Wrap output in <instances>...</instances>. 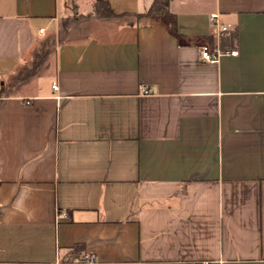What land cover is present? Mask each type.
<instances>
[{"label":"crops","instance_id":"obj_1","mask_svg":"<svg viewBox=\"0 0 264 264\" xmlns=\"http://www.w3.org/2000/svg\"><path fill=\"white\" fill-rule=\"evenodd\" d=\"M107 1L0 0V264H264V0Z\"/></svg>","mask_w":264,"mask_h":264},{"label":"trees","instance_id":"obj_2","mask_svg":"<svg viewBox=\"0 0 264 264\" xmlns=\"http://www.w3.org/2000/svg\"><path fill=\"white\" fill-rule=\"evenodd\" d=\"M170 2L171 0H153L151 6L146 11L135 15L137 18L159 16L169 24L171 29H174L176 25V17L170 11ZM92 16L98 18H113L117 17V14L113 11L107 0H93ZM237 38L238 32L236 30L222 35L221 47L223 51L233 47L237 42ZM63 251H65L62 259L63 261L84 260L87 256L85 246L83 244H75Z\"/></svg>","mask_w":264,"mask_h":264},{"label":"built area","instance_id":"obj_3","mask_svg":"<svg viewBox=\"0 0 264 264\" xmlns=\"http://www.w3.org/2000/svg\"><path fill=\"white\" fill-rule=\"evenodd\" d=\"M217 18H218L217 15H213L211 17V20L217 24L218 23ZM220 29L222 32L228 31V27H226V26H220ZM199 52H200L201 58L205 62L210 63V64L218 63L221 56H223L224 54H230L232 56L238 55V50H236V49L228 50V51L224 52L221 50L220 47L212 46L209 43H205V44L200 45L199 46ZM52 87L54 90H57V88H58L56 83H54L52 85ZM141 93L142 94H149V89L146 87H143L141 89ZM58 217L59 218H66L67 214L62 213V214H59ZM56 264H98V262L93 257L86 256V258L84 260L59 261ZM201 264H211V262L210 261H203Z\"/></svg>","mask_w":264,"mask_h":264},{"label":"rangeland","instance_id":"obj_4","mask_svg":"<svg viewBox=\"0 0 264 264\" xmlns=\"http://www.w3.org/2000/svg\"><path fill=\"white\" fill-rule=\"evenodd\" d=\"M33 51L31 57L29 58V64L24 68L19 74V78H24L30 73L41 74H51L53 73V54L50 50H45L43 52ZM50 56V57H49ZM49 57V58H48ZM36 65V66H35ZM35 66V67H34Z\"/></svg>","mask_w":264,"mask_h":264}]
</instances>
